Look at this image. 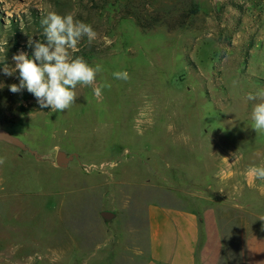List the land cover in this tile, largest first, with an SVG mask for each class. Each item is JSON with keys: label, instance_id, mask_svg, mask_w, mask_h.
<instances>
[{"label": "rangeland", "instance_id": "1", "mask_svg": "<svg viewBox=\"0 0 264 264\" xmlns=\"http://www.w3.org/2000/svg\"><path fill=\"white\" fill-rule=\"evenodd\" d=\"M49 11L93 27L78 46L101 49L89 59L103 71L70 109L23 113L39 104L26 89L1 97L19 83L2 69ZM0 62V128L39 156L0 142V264H144L150 204L231 206L241 171L264 165L247 100L264 90V0H0ZM58 151L77 158L59 168Z\"/></svg>", "mask_w": 264, "mask_h": 264}, {"label": "crops", "instance_id": "2", "mask_svg": "<svg viewBox=\"0 0 264 264\" xmlns=\"http://www.w3.org/2000/svg\"><path fill=\"white\" fill-rule=\"evenodd\" d=\"M237 199L180 209L147 208L148 259L144 264H264V195L242 170Z\"/></svg>", "mask_w": 264, "mask_h": 264}, {"label": "clouds", "instance_id": "3", "mask_svg": "<svg viewBox=\"0 0 264 264\" xmlns=\"http://www.w3.org/2000/svg\"><path fill=\"white\" fill-rule=\"evenodd\" d=\"M45 40L29 38L31 55L23 50L12 56L14 66L5 64L2 73L7 77L17 76L19 83L8 85L10 92L16 94L27 90L32 94L41 109L50 108L52 112L70 109L79 97L77 86H93L96 77L103 71L100 64L90 65L82 56H74L83 38L89 43L96 39L97 33L90 24L79 21L72 14L61 15L49 11L41 19ZM113 77L127 81V71H117ZM4 87L0 83V88ZM102 87L111 88L110 83ZM94 94L101 95V87L93 88ZM247 100L253 101L251 112L252 129L264 133V90L248 93ZM5 157H0V165ZM248 173L256 180L264 181V165H253Z\"/></svg>", "mask_w": 264, "mask_h": 264}, {"label": "trees", "instance_id": "4", "mask_svg": "<svg viewBox=\"0 0 264 264\" xmlns=\"http://www.w3.org/2000/svg\"><path fill=\"white\" fill-rule=\"evenodd\" d=\"M191 15H193L192 12H185L180 14L179 16H177L175 19H173L169 24H166L165 22H163V20L159 19V17H153L151 18L149 21H145V20H138V17H136V23L141 27V29L146 30V29H150L152 28L155 24H159V23H164L167 25L169 30H172L174 28H180L182 27L185 23L187 18H189ZM40 40L44 41L45 40V36L44 33L40 34ZM16 43V42H15ZM27 46L29 53H32V49L28 47V44L25 45V47ZM9 48V47H5ZM13 51V48L10 50V48L8 50H5V55L6 53H9L8 55H10ZM101 49L98 50V48H96V46L91 45V44H84L81 46H77V49L73 51V55L74 56H82L90 65V59L89 57H93V55L100 53ZM91 57V58H92ZM2 66V63L0 62V67ZM4 94L1 97H8L9 95H12L13 93L10 92L9 89L4 88ZM23 94L25 95H32L30 93L26 91H23ZM29 96L25 97L24 100L27 101L29 99ZM22 101V100H21ZM23 113L25 112H38V111H46L48 110V108H44L41 109L39 105L37 104H33L32 106H30L29 108H23L21 107Z\"/></svg>", "mask_w": 264, "mask_h": 264}, {"label": "water", "instance_id": "5", "mask_svg": "<svg viewBox=\"0 0 264 264\" xmlns=\"http://www.w3.org/2000/svg\"><path fill=\"white\" fill-rule=\"evenodd\" d=\"M0 142L13 146L21 151L27 152L34 158L39 159V156L35 151L28 148L21 140L11 135L3 128H0ZM73 158H77V154H66L63 151H58L55 155V164L59 168H68V165L73 160ZM100 216L105 221H110L112 218H114V214L111 212H101Z\"/></svg>", "mask_w": 264, "mask_h": 264}]
</instances>
